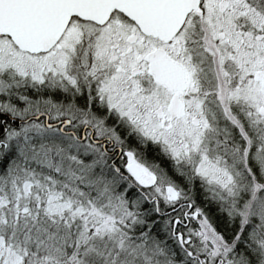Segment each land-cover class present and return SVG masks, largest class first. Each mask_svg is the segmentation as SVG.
Listing matches in <instances>:
<instances>
[{"label":"snow or ice","instance_id":"obj_1","mask_svg":"<svg viewBox=\"0 0 264 264\" xmlns=\"http://www.w3.org/2000/svg\"><path fill=\"white\" fill-rule=\"evenodd\" d=\"M0 264H264V0H0Z\"/></svg>","mask_w":264,"mask_h":264}]
</instances>
